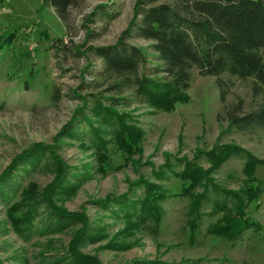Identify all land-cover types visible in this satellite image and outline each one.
Segmentation results:
<instances>
[{
  "label": "rangeland",
  "instance_id": "obj_1",
  "mask_svg": "<svg viewBox=\"0 0 264 264\" xmlns=\"http://www.w3.org/2000/svg\"><path fill=\"white\" fill-rule=\"evenodd\" d=\"M108 1L119 11L118 17L108 27L99 18L88 23L93 31L88 36L84 26L88 15L97 4ZM135 3L136 0H80L70 9L68 19L63 20L43 0L0 1V174L15 155L30 145L53 143L59 130L83 104L82 97L91 100L94 94L122 96L117 108L131 114L144 130L142 151L133 157L135 164L103 174L98 171L93 149L86 147L81 138L60 140V153L72 171L85 175L86 165H94L75 194L57 199L58 205L71 212L86 213L92 227L103 229L105 237L90 241L81 251L96 256L102 264H131L139 259L184 264H264V228L260 232L248 230L236 242L209 235L208 224L216 218L208 214L211 203L204 205L201 232L191 243L187 225L190 200L173 195L184 184L174 175L158 180L171 196L162 202L164 216L157 233L141 228L133 236L118 235L125 228V221L98 204L109 195L129 193L132 182L141 175L156 180L154 172L166 163L168 156L193 159L198 149L211 148L217 142L236 143L264 158V129H227L228 110L240 99L245 111L262 101L261 96L253 94V78L225 74L224 78H231L233 85L223 102L216 77L202 76L194 68L191 101L172 112L155 109L133 89L124 93L109 90V83L100 77L103 60L87 48L116 42L133 16ZM130 42L143 48L151 43L143 38H132ZM150 68L149 65L147 73H153ZM86 113H90L88 109ZM80 126L88 127L84 122ZM84 136L88 143V136ZM109 152L116 165L124 163L122 152L114 144L109 145ZM201 164L209 166L206 161ZM243 165L244 159L234 156L213 176L220 185L238 189L244 180ZM257 176L264 186V166H258ZM53 178L52 172L40 168L23 172L20 181L22 187L34 181L43 189ZM19 198L18 195L16 199ZM249 213L264 226V194L258 204L250 205ZM80 227L78 223L62 232L39 233L25 239L14 231L6 207L0 203V264H39L45 258L66 254ZM114 241L129 247H109Z\"/></svg>",
  "mask_w": 264,
  "mask_h": 264
},
{
  "label": "trees",
  "instance_id": "obj_2",
  "mask_svg": "<svg viewBox=\"0 0 264 264\" xmlns=\"http://www.w3.org/2000/svg\"><path fill=\"white\" fill-rule=\"evenodd\" d=\"M43 1L53 6L63 20H67L70 9L80 3V0ZM118 15L119 11L110 1L97 4L84 24L88 36L93 33L88 23L99 18L106 21L108 27ZM12 36L6 41L10 42ZM132 38H143L151 43L143 48L131 43ZM87 50L94 51L103 60L100 77L109 83L110 91L124 93L133 89L142 101L164 112H172L191 101L189 89L194 68L202 76L216 77L223 102L233 85L231 78H224L225 74L240 79L253 78V94L261 96L262 101L245 111L240 99L228 110L227 129H264V0H136L133 16L116 42L90 45ZM149 65L153 73H147ZM82 99L83 104L59 130L53 143L30 145L15 155L0 174V203L5 205L11 226L21 237L31 239L35 234L62 232L81 224L66 254L49 260L44 257L39 264H102L96 256L80 248L105 237L103 229L92 227L86 213L71 212L57 204V199L76 193L94 165H86L85 175L72 171L60 153V140L81 138L86 147L93 149L98 171L103 174L135 164L134 155L142 151L144 130L131 114L117 108L124 97L94 94L91 100ZM87 109L90 113H86ZM81 122L88 127L81 128ZM84 135L88 136V143ZM110 144L122 152L123 164L114 162ZM234 156L244 159V180L238 189L220 185L213 176ZM202 161L209 166L204 167ZM258 166H264V158L251 150L236 143L217 142L211 148L198 149L193 159L168 156L166 163L155 170L156 180L141 175L132 182L131 194L109 195L98 204L125 221L126 226L118 235L133 236L136 229L141 228L157 233L164 216L162 202L171 196L158 180L174 175L184 184L181 191L173 195L190 200L187 211L190 242L195 243L201 232L203 207L207 203H211L208 214L216 217L209 222L207 233L236 242L246 231L260 232L264 228L249 213L250 205L258 204L264 194L263 183L257 176ZM40 168L52 172L53 180L43 189L34 181L22 187V173ZM18 195L20 198L16 199ZM108 245L120 249L129 247L116 241ZM131 264L184 263L139 259Z\"/></svg>",
  "mask_w": 264,
  "mask_h": 264
}]
</instances>
